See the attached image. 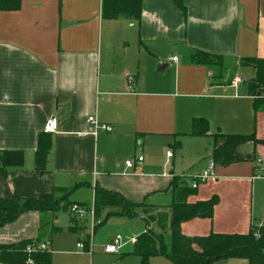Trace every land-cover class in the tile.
Wrapping results in <instances>:
<instances>
[{"label":"crops","instance_id":"0c3cea01","mask_svg":"<svg viewBox=\"0 0 264 264\" xmlns=\"http://www.w3.org/2000/svg\"><path fill=\"white\" fill-rule=\"evenodd\" d=\"M183 4L184 16L172 0H142L138 25L125 18L103 20L101 0H21L17 11H0V150L24 154L22 171L0 177L1 198L23 200L84 183L69 201L90 204L97 185L128 202H143L150 215L164 214L166 219L172 200L169 184L174 177L181 183L183 179L163 170L173 155L167 159L164 152L161 168L152 163L147 149L144 153V146L156 141L158 149H172L174 136L177 140L185 136L192 118H204L208 134L196 138L210 140L211 150V135L217 131L253 133L259 143L238 148L241 156L248 157L245 161L215 164L214 177L197 185L187 199L194 203L217 196L213 216L181 224V233L187 237L246 234L251 226L264 224L252 223V196L247 205L248 189L264 179V160L255 159L256 155L264 159V112L252 109L248 83L254 70L239 64L244 58L264 59V0H183ZM130 28H137L136 40L129 39L136 50L129 48L126 38ZM194 51L220 56L221 66L191 64ZM159 71H168L172 78L153 73ZM233 77L242 81L236 87L231 85ZM178 96L195 102L192 114L199 117L191 116L188 128H181L188 131L173 132ZM49 117H55L57 129L51 134L47 173L40 175L34 171L33 152ZM89 117L112 131L89 134ZM131 149L137 153L133 161L138 156L143 160L127 168L117 154ZM207 158L211 161L210 154ZM84 189L89 191V202L75 197ZM139 214L137 220L142 221L144 213ZM58 218L23 213L0 227V245L34 236L39 223L48 222L40 235L51 253V264H93L92 226L85 252L76 244L86 239L82 237L86 219L80 220L79 229H72V223L59 227ZM129 223L127 217H109L97 230L102 237L98 244L104 246L116 235L124 238ZM146 228L148 224L140 232Z\"/></svg>","mask_w":264,"mask_h":264},{"label":"trees","instance_id":"16d2710c","mask_svg":"<svg viewBox=\"0 0 264 264\" xmlns=\"http://www.w3.org/2000/svg\"><path fill=\"white\" fill-rule=\"evenodd\" d=\"M142 0H101V18L103 20H115L125 18L139 24L142 8ZM173 5L185 15L183 0H172ZM21 0H0V11H17ZM189 61L195 66L218 65L221 66V57L204 51H194L189 56ZM239 64L249 66L254 70V77L248 83V92L253 97L252 109L256 112H264V96L260 89L264 86V59L244 58ZM208 134V122L204 118H192L188 135L202 137ZM174 136L171 148L179 149L180 142ZM212 150L210 160L219 166H228L248 157L238 153V148L246 143L257 144L259 141L253 133L250 134H223L219 131L211 135ZM52 145L51 134L43 131L37 134L36 146L33 152L34 171L40 175L47 173L46 162ZM24 154L16 150H0V177L5 178L10 171L23 170ZM84 183L76 184L68 189H57L53 193L41 194L27 199L1 198L0 197V227L14 222L21 214L37 212L38 214H50L56 216L59 212L69 214L72 229H79V222L70 213L71 206L92 205L94 219L101 212H106L103 220L93 226L95 233L111 216L127 218L137 217L131 213V209L148 208L143 202L131 203L120 194L101 189L97 185L92 188L90 204L69 201V196ZM172 200L167 207L169 210L170 246L166 250L163 238L160 234L146 228L140 233L133 243L130 254L141 258V264H147L152 256H163L171 264H213L223 259L244 260L247 264H264V224L251 226L246 234H217L210 233L206 236L187 237L181 233V224L193 219H211L213 210L218 203L217 196L208 200H200L194 203L187 201L194 192L189 186L173 178L169 184ZM60 195V196H59ZM153 208V207H152ZM148 224L149 222L143 221ZM37 234L12 244L0 245V264H51L49 250L40 249L42 236L40 229L48 225V222L39 223ZM58 228H53L56 232ZM88 236L83 240V250L89 252ZM128 254V253H127ZM123 256V254L121 255Z\"/></svg>","mask_w":264,"mask_h":264},{"label":"rangeland","instance_id":"374dc122","mask_svg":"<svg viewBox=\"0 0 264 264\" xmlns=\"http://www.w3.org/2000/svg\"><path fill=\"white\" fill-rule=\"evenodd\" d=\"M136 36H137V28L136 29L130 28V30L126 33V38L128 39V43H130L129 46L130 49L136 50V46L133 44L134 39L136 40ZM117 48L118 50L121 51L119 44L117 45ZM142 71L147 73V71H145L144 69H142ZM229 71H231V69H229ZM153 73L158 77L172 78L171 74L168 73V71L166 72L159 71ZM175 105H176L175 106L176 123L173 132L188 131V130H183L181 128L184 127L188 128L189 125L188 122L191 116L199 117L198 115L192 114L193 112H196L195 102L193 100H190L189 98L178 96L175 99ZM178 141L180 142V148L174 149L173 151L172 149H169L166 146H164L162 149L161 148L158 149L156 141L150 142L151 146L149 147L144 146V153L147 152L146 151L147 149L150 156L149 158L152 161V163H154L156 166L159 165L162 168V165H164V157H163L164 152L165 151L171 152L172 155L174 156L172 163L167 165L163 170L166 171L167 173L169 169L172 170L173 172L172 175L180 176V178L183 179V182L190 185L192 183V177L197 176L206 170L208 163L207 155L210 154L211 141L206 138H196L188 135L181 136ZM135 154L137 153H133L132 149L129 153L124 150H121L118 152L117 157L121 160V163L123 164L124 161H132L133 155ZM255 159H259L260 161L264 160L262 155H256ZM209 181L210 179H207L205 182L207 183ZM202 184L204 183L203 182L199 183L198 186ZM247 193H248L247 205H249L248 199L252 196V209H251L252 223L253 225H258L259 223L264 222V179L254 181L253 190H250L249 188ZM75 197L81 202L82 201L89 202L90 200L89 191L86 189L79 190L76 193ZM147 209L148 208L131 209V213L135 214L137 217L128 218L131 219V223H129L127 226L124 227V233H123L127 245L118 254H105L103 252V245L98 244L99 239L101 240L102 237L97 235L98 234L97 232L100 233L101 229L99 231H96L94 237L95 246L92 247V252H93L92 263L93 264H141L142 263L141 258L130 253L133 249L132 240L135 239L140 233L144 232V231L140 232L144 224L146 225V223L143 222L144 220L147 222L155 221L151 224L148 223L149 229L155 233L160 234V236L163 238L166 250L168 251L170 246L169 217L166 216L165 219L164 214L161 215L162 218L157 215L156 216L153 214L150 215L149 213L151 212H148ZM140 212L144 213V217L142 221L137 220L138 214ZM105 214L106 212H101L97 219L103 220L105 218ZM57 216H59L57 220V224L59 227L71 224L70 217L65 212L63 211L59 212ZM72 216L74 217L75 215L73 214ZM74 219L76 218L74 217ZM85 219L86 221L83 226L84 228H82L83 230L82 237H87V235L92 236L93 234L90 225V217H87ZM80 220L81 219H79V221L77 220L79 224H80ZM137 232L140 233L136 237H127V234H136ZM122 254L123 256H121ZM147 264H171V262L163 256H152L148 258ZM213 264H247V263L244 260L220 259L215 261Z\"/></svg>","mask_w":264,"mask_h":264},{"label":"built area","instance_id":"2783aa9c","mask_svg":"<svg viewBox=\"0 0 264 264\" xmlns=\"http://www.w3.org/2000/svg\"><path fill=\"white\" fill-rule=\"evenodd\" d=\"M168 60L176 62L177 58L170 57ZM131 79H132L131 77L127 78L129 82L131 81ZM241 82L242 81L240 78L233 77L231 80V85L233 87H236ZM261 90H262V93H264V86L262 87ZM87 123L91 126V131L89 132V134L91 135H96L99 132L110 133L112 131L111 126L106 125V124H101L97 122L93 117H89L87 119ZM56 129H57V121L55 117H49L44 124L43 132L47 134H52V133H55ZM79 135L85 136L86 133H80ZM165 155L167 159L172 157V153L169 151H167ZM142 160L143 158L141 156H138L135 158L134 161L133 160L125 161L124 165L127 168H133L135 164L140 165ZM258 163H260V161H258ZM214 167H215V164L213 163V161H209L205 171H203L201 174L197 176L192 177V183L189 185V187L191 189H195L199 183H202L206 181L207 179L213 178L214 177ZM70 212L72 213V215L74 214L75 215L74 217L78 220L79 219L83 220L87 217H90L91 226L93 228L95 219H94V214H93V207L91 204L83 205V206H75V205L71 206ZM134 242H135V239L132 240V243ZM126 243L127 242L124 240V238L121 235H116L111 240V242L103 246V252L105 254H118L123 249V247L126 245ZM76 247L82 250L83 243H77ZM39 248L45 250L47 249V244L41 243L39 245Z\"/></svg>","mask_w":264,"mask_h":264}]
</instances>
